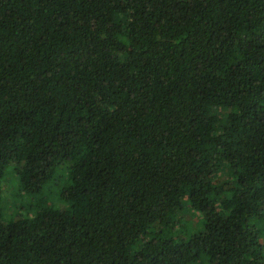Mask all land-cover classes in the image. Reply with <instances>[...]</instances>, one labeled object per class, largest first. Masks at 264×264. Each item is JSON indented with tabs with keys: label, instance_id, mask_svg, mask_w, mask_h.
I'll return each instance as SVG.
<instances>
[{
	"label": "trees",
	"instance_id": "trees-1",
	"mask_svg": "<svg viewBox=\"0 0 264 264\" xmlns=\"http://www.w3.org/2000/svg\"><path fill=\"white\" fill-rule=\"evenodd\" d=\"M8 169L0 264H264V0H0Z\"/></svg>",
	"mask_w": 264,
	"mask_h": 264
},
{
	"label": "rangeland",
	"instance_id": "rangeland-1",
	"mask_svg": "<svg viewBox=\"0 0 264 264\" xmlns=\"http://www.w3.org/2000/svg\"><path fill=\"white\" fill-rule=\"evenodd\" d=\"M5 178L0 206L3 210V222L7 223L15 217L14 205H18V197H16L17 181L9 169L6 172ZM66 207L65 205L64 208ZM178 218L179 226L176 230V235L179 237L183 236L186 231L188 235H193L202 229L203 218L201 214L192 211L186 200L182 202Z\"/></svg>",
	"mask_w": 264,
	"mask_h": 264
}]
</instances>
